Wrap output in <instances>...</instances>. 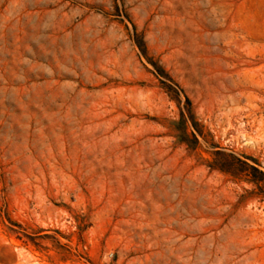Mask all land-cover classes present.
Returning a JSON list of instances; mask_svg holds the SVG:
<instances>
[{"label":"rangeland","instance_id":"rangeland-1","mask_svg":"<svg viewBox=\"0 0 264 264\" xmlns=\"http://www.w3.org/2000/svg\"><path fill=\"white\" fill-rule=\"evenodd\" d=\"M239 161L264 173V0H0V264H264Z\"/></svg>","mask_w":264,"mask_h":264},{"label":"trees","instance_id":"trees-1","mask_svg":"<svg viewBox=\"0 0 264 264\" xmlns=\"http://www.w3.org/2000/svg\"><path fill=\"white\" fill-rule=\"evenodd\" d=\"M187 120L186 117L184 116L183 113H181L179 119L177 121L173 122L174 128L177 131V139L181 142H188L189 139V135H188V131H187ZM193 119L191 117V124H193ZM192 139L196 140V136L194 135V132L192 133ZM217 154H222V153H217ZM228 157L232 160V158H234L233 156L228 155ZM230 163H228V165H217L216 168L219 169L220 171H224V172H229V173H233L234 171H231L230 169ZM239 167L237 168L238 171H242L244 173H246L249 176V181L258 184L259 182H264V173L260 172V177L259 178H255L254 177V171L255 168L248 165L246 162L243 161H239ZM250 170V171H249Z\"/></svg>","mask_w":264,"mask_h":264}]
</instances>
